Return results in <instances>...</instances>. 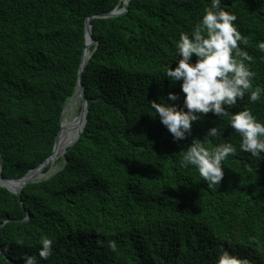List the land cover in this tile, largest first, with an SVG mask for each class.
<instances>
[{
  "label": "trees",
  "instance_id": "obj_1",
  "mask_svg": "<svg viewBox=\"0 0 264 264\" xmlns=\"http://www.w3.org/2000/svg\"><path fill=\"white\" fill-rule=\"evenodd\" d=\"M120 1L0 0L3 178H21L53 153L78 86L86 20ZM210 3L129 0L124 14L92 17L98 43L83 70L86 125L60 171L28 184L22 199L0 185V264H23L25 255L39 264H215L221 249L264 264V156L240 151L228 117L211 112L175 141L150 106L161 99L183 106L182 82H170L165 70L178 62L180 34L194 29ZM221 7L236 14L249 41L240 47L253 57V90L264 89V53L256 47L264 41V0H222ZM169 92L178 100L169 101ZM244 108L264 122V94L227 110ZM214 126L220 134L205 137ZM193 138L210 149L237 148L219 185L180 167ZM45 237L53 251L41 260Z\"/></svg>",
  "mask_w": 264,
  "mask_h": 264
},
{
  "label": "clouds",
  "instance_id": "obj_2",
  "mask_svg": "<svg viewBox=\"0 0 264 264\" xmlns=\"http://www.w3.org/2000/svg\"><path fill=\"white\" fill-rule=\"evenodd\" d=\"M222 0H211L199 23L188 33L180 34L176 44V66L165 70L173 84L181 81V91L185 94L183 106L164 101L150 102L155 117L171 133L173 140L186 139L194 122L203 115L213 113L217 117H228L229 125L239 134V150L254 157L264 156V122H261L248 108L229 114L231 108L245 96L252 103L261 100L264 89L255 87V72L249 67L253 57L240 47L249 43L235 21L234 12L221 7ZM264 53V41L256 44ZM195 55V62L192 57ZM168 100L175 102L178 94L168 93ZM227 106V107H226ZM220 134L217 126L207 130L205 137ZM237 148L232 143H223L208 148L200 139L193 138L190 146L182 153L180 167H194L209 186H217L224 177L223 162L234 156ZM39 258L47 260L53 251V241L47 237L40 241ZM110 247L115 250L113 242ZM23 264H39L35 255H25ZM215 264H249L246 257L221 249Z\"/></svg>",
  "mask_w": 264,
  "mask_h": 264
},
{
  "label": "bare ground",
  "instance_id": "obj_3",
  "mask_svg": "<svg viewBox=\"0 0 264 264\" xmlns=\"http://www.w3.org/2000/svg\"><path fill=\"white\" fill-rule=\"evenodd\" d=\"M125 2H129V0H125ZM87 42L89 43V46L86 48L85 51V58H88L91 54L90 52V46H91V38H90V29H87ZM81 96L79 93H76L74 97L69 99L67 111L65 107L64 116H63V124H62V131L60 137H58L55 152L53 155L49 158H52V164L51 167L46 172H41L40 168L44 167L41 166L40 168H37L35 170H32L26 177H34L35 180H41L45 177H48L52 175L53 173L60 171L61 168V161L62 159H65V153L66 148L68 145H70L71 142H73L77 135L80 133L83 127L84 123V116H80L79 112V102H80ZM81 110V109H80ZM78 130V131H77ZM47 164V163H46ZM46 166V165H45ZM0 182L4 185L8 186L10 189L16 191L18 190L19 186L21 185V180H13V179H2L1 176V167H0Z\"/></svg>",
  "mask_w": 264,
  "mask_h": 264
},
{
  "label": "water",
  "instance_id": "obj_4",
  "mask_svg": "<svg viewBox=\"0 0 264 264\" xmlns=\"http://www.w3.org/2000/svg\"><path fill=\"white\" fill-rule=\"evenodd\" d=\"M121 3H123V6L120 7ZM129 9V2H124L123 0L120 1V3L118 4V6L111 10V11H108V12H105V13H101V14H97V15H94L92 17H113V16H118L120 14H124L128 11ZM92 17H88L87 20H86V46L84 47V55H85V51H86V48L89 46V43L87 42V29H90V38L92 40L91 42V45L92 44H97L98 43V40L95 39L92 35V28H93V25H92V22H91V19ZM92 53L93 51L91 52V54L89 55L88 58H85V56L83 55V59H82V64H81V68H80V73H79V81H78V86H77V90L75 92L76 93H79V95L81 96L80 100L82 102V106H81V114H83L84 116V123H83V127H82V130L80 131V133L77 135V138L70 143V145L68 146H71L73 144H75L77 142V140L80 138L81 136V132L84 130V127L86 125V122H87V114H88V98L86 96V93H85V88H84V85L82 83V78H83V70L84 68L86 67L87 63L89 62L91 56H92ZM75 94L72 96L74 97ZM71 97V98H72ZM70 98V99H71ZM69 101V100H68ZM67 101V103H68ZM66 103V105H67ZM65 105V107H66ZM65 107L63 109V113H64V110H65ZM62 119H63V114H62ZM61 132V130H60ZM59 132V134H60ZM59 134L57 135L56 137V141H55V146H54V150H53V153L55 152V148H56V143H57V138L59 137ZM53 153L44 161L42 162L38 167L36 168H33L31 170H29V172L27 174H25L23 177L21 178H18L17 180H21L22 183L21 185L19 186L18 190L14 191L12 189H10L8 186L4 185L3 183L0 182V185L8 188L9 190H11L12 192L16 193L19 197V199H22V190L30 183H33L35 181H38V180H35L34 177H26L32 170H35L37 168H40L41 166H45L46 163L48 162L49 158L53 155ZM65 157H66V153H65ZM0 167H1V172H2V165L0 163ZM1 176H2V173H1ZM2 179H6V178H3ZM10 179H13V178H10ZM30 217V213H28V216L25 220H27L28 218Z\"/></svg>",
  "mask_w": 264,
  "mask_h": 264
},
{
  "label": "rangeland",
  "instance_id": "obj_5",
  "mask_svg": "<svg viewBox=\"0 0 264 264\" xmlns=\"http://www.w3.org/2000/svg\"><path fill=\"white\" fill-rule=\"evenodd\" d=\"M82 106V102H81V100H80V102H79V108ZM68 107V106H67ZM81 109V108H80ZM79 109V112H80V116L82 117L83 116V114H81V110ZM78 131V130H77ZM63 164H64V159H62V161H61V167L63 166ZM48 167V166H47ZM47 167H45L44 168V170L46 171L48 168Z\"/></svg>",
  "mask_w": 264,
  "mask_h": 264
}]
</instances>
